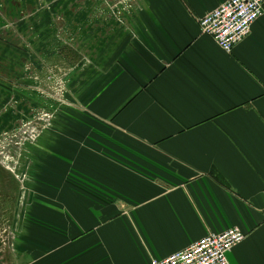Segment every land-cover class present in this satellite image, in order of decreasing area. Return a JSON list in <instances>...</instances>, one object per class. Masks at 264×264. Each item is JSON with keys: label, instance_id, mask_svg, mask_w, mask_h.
I'll return each instance as SVG.
<instances>
[{"label": "crops", "instance_id": "0c3cea01", "mask_svg": "<svg viewBox=\"0 0 264 264\" xmlns=\"http://www.w3.org/2000/svg\"><path fill=\"white\" fill-rule=\"evenodd\" d=\"M224 1L0 0V40L15 23L51 58L41 24L70 25L81 57L28 167L49 196L35 263L153 264L237 227L230 263L264 264V12L226 53L200 26Z\"/></svg>", "mask_w": 264, "mask_h": 264}, {"label": "rangeland", "instance_id": "374dc122", "mask_svg": "<svg viewBox=\"0 0 264 264\" xmlns=\"http://www.w3.org/2000/svg\"><path fill=\"white\" fill-rule=\"evenodd\" d=\"M41 26V44H58L59 55L39 60L32 35L25 50L18 49L15 23L3 25L10 39L0 40V264H39L36 251H49L51 245L48 230L41 227L50 222L47 189L34 183L28 167L37 133L50 129L66 99V59L77 64L81 57L69 55L71 48L63 46L70 25L66 30L55 22ZM24 27L32 34L35 25Z\"/></svg>", "mask_w": 264, "mask_h": 264}, {"label": "built area", "instance_id": "2783aa9c", "mask_svg": "<svg viewBox=\"0 0 264 264\" xmlns=\"http://www.w3.org/2000/svg\"><path fill=\"white\" fill-rule=\"evenodd\" d=\"M263 12L264 0H226L201 18V30L220 49L231 53L250 34ZM244 238L245 233L237 227L210 233L153 264H231L229 253Z\"/></svg>", "mask_w": 264, "mask_h": 264}]
</instances>
